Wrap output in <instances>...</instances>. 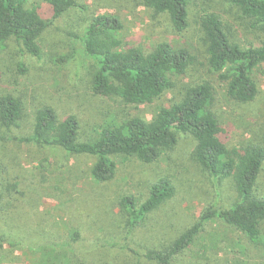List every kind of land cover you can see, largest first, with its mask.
Segmentation results:
<instances>
[{"label":"rangeland","instance_id":"1","mask_svg":"<svg viewBox=\"0 0 264 264\" xmlns=\"http://www.w3.org/2000/svg\"><path fill=\"white\" fill-rule=\"evenodd\" d=\"M189 28L176 32L167 15H155L135 0H78V6L51 22L41 39L42 56L33 57L12 40L0 48V93L24 101L25 113L13 136L30 137L37 109L49 105L61 118L76 116L80 140L87 141L107 123L133 116L151 120L162 107H170L176 92L167 91L148 105H127L92 92L96 62L87 55L79 38L95 15L120 19L124 46L150 52L160 42L187 48L198 59L185 76L173 79L185 84L211 81L216 99L213 111L222 136L231 149L249 145L264 148V64L253 78L259 94L241 104L227 96L226 85L207 65L200 20L218 14L231 38L242 47H261L264 33L230 0H188ZM51 21L44 0H28ZM20 62L28 69L19 71ZM100 129H98L99 131ZM194 139L178 133V144L161 158L146 164L137 158L113 157L117 173L109 182L96 181L91 169L96 158L73 156L61 149H45L15 140L0 145V264H149L139 255L162 249L195 225L206 209H228L239 195L231 179H220L194 159ZM170 178L176 196L149 214L131 232L119 207L126 195L144 202L150 186ZM264 199V166L255 187ZM80 239L74 242V233ZM175 264H264V224L257 244L219 220L206 224L194 244Z\"/></svg>","mask_w":264,"mask_h":264},{"label":"trees","instance_id":"2","mask_svg":"<svg viewBox=\"0 0 264 264\" xmlns=\"http://www.w3.org/2000/svg\"><path fill=\"white\" fill-rule=\"evenodd\" d=\"M167 15L173 29L182 33L189 28L188 0H135ZM52 19H46L39 7L28 6V0H0V48L15 40L22 51L36 58L42 56L41 39L51 22L76 8L78 0H44ZM254 28L264 33V0H230ZM119 18L95 15L81 39L85 52L96 62L92 92L101 98L116 99L127 105H148L167 91L176 92L170 107H162L151 119L133 116L107 123L87 141L80 140V122L76 116L61 118L52 106L36 110L30 137L18 138L13 131L20 127L25 113L24 101L13 94L0 93V145L13 140L32 143L45 149H61L73 156L96 158L91 173L98 182H109L116 176L113 157H134L143 163L157 162L178 144V133L195 141L193 157L212 176L231 179L239 200L228 209H206L198 222L162 249L148 250L138 256L149 264H175L196 241L206 224L219 220L245 234L257 244L264 224V199L255 196V187L264 166V148L249 145L231 149L222 136V126L213 111L216 91L208 80L185 84L177 89L175 76H185L197 64V57L187 48L176 49L168 42L158 43L146 52L140 47L124 46ZM209 71L226 85L227 96L241 104L253 102L259 87L253 74L264 64V45L242 47L227 33L216 13H206L200 20ZM19 71L28 69L20 62ZM176 196L170 178L153 183L148 198L142 202L126 195L119 200L121 212L132 232L149 214ZM74 242L80 232L74 233ZM82 264H86L85 261Z\"/></svg>","mask_w":264,"mask_h":264}]
</instances>
